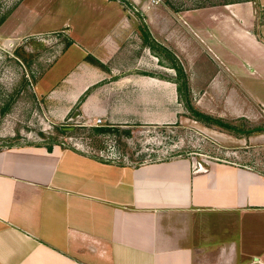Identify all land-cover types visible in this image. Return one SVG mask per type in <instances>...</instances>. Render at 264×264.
I'll return each mask as SVG.
<instances>
[{"label":"crops","instance_id":"1","mask_svg":"<svg viewBox=\"0 0 264 264\" xmlns=\"http://www.w3.org/2000/svg\"><path fill=\"white\" fill-rule=\"evenodd\" d=\"M81 1L88 28L65 26L50 69L67 70L43 93L52 121L175 123L174 61L197 69L201 53L230 52L232 39L238 66L246 45L248 73L264 69V0ZM242 91L238 119L264 122V101ZM233 154L132 164L77 144L0 149V264H264V127L241 131Z\"/></svg>","mask_w":264,"mask_h":264},{"label":"rangeland","instance_id":"2","mask_svg":"<svg viewBox=\"0 0 264 264\" xmlns=\"http://www.w3.org/2000/svg\"><path fill=\"white\" fill-rule=\"evenodd\" d=\"M219 1L162 0L173 7ZM124 7L130 13L138 11L131 3ZM89 14L90 7L81 0H0V149L20 144H77L132 164L142 156L148 161L178 156L225 159L238 150L241 131L264 127V122L238 119L242 88L260 103L264 101V69H258L255 76L248 73L256 69L246 63L251 62L246 45L241 50L247 56L238 66V39L231 40L235 47L230 52L208 49L201 53L197 69H184L190 92L182 99L181 117L175 123H137L126 128L132 131L129 135L91 136L77 116L62 122L48 119L43 93L67 70L50 69L65 46V26L69 24L72 36L83 34L88 28L84 19L92 17ZM187 99L197 109L236 125L238 131L196 120L186 106ZM62 125L78 129L61 134L57 127Z\"/></svg>","mask_w":264,"mask_h":264},{"label":"trees","instance_id":"3","mask_svg":"<svg viewBox=\"0 0 264 264\" xmlns=\"http://www.w3.org/2000/svg\"><path fill=\"white\" fill-rule=\"evenodd\" d=\"M227 2L229 1H246V0H226ZM150 45L155 48L157 46V44L154 41L150 42ZM175 62V66H176V70H177V78H176V82L178 84V91L180 94V97L183 99V97H187V95L190 92V87H189V82H188V77L186 72L184 71L182 65L178 62ZM84 99V97L82 96V98L80 99V101H82ZM186 106L189 109V111L192 113L193 117L196 120L202 121L206 124H212V125H217L220 127H223L227 130H232V131H238V127L230 122L225 121L223 118L220 117H214L213 115H210L208 113H205L199 109H197L192 103L191 101H188V99L186 100ZM82 129H88L90 131L91 136H97V135H105V134H109V135H129L132 131L129 129H126L120 125H110V124H105V125H93V126H82ZM73 129V130H72ZM78 128L77 127H67V126H58L57 130L59 133L61 134H67V133H74ZM55 144H49L47 147L49 150H52L53 146ZM61 145V144H60ZM11 147V146H10ZM101 148V147H100ZM111 160V159H109ZM138 161L136 162L137 164L142 163L143 160V156L139 159H137Z\"/></svg>","mask_w":264,"mask_h":264},{"label":"built area","instance_id":"4","mask_svg":"<svg viewBox=\"0 0 264 264\" xmlns=\"http://www.w3.org/2000/svg\"><path fill=\"white\" fill-rule=\"evenodd\" d=\"M160 2H162V0H152V3H154V4H158V3H160ZM102 119H98L97 120V122H96V125H101L102 124Z\"/></svg>","mask_w":264,"mask_h":264},{"label":"water","instance_id":"5","mask_svg":"<svg viewBox=\"0 0 264 264\" xmlns=\"http://www.w3.org/2000/svg\"><path fill=\"white\" fill-rule=\"evenodd\" d=\"M78 114V113H77Z\"/></svg>","mask_w":264,"mask_h":264}]
</instances>
